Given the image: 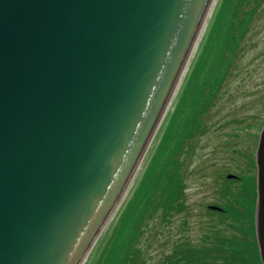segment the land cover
<instances>
[{
    "label": "water",
    "instance_id": "1",
    "mask_svg": "<svg viewBox=\"0 0 264 264\" xmlns=\"http://www.w3.org/2000/svg\"><path fill=\"white\" fill-rule=\"evenodd\" d=\"M212 2L0 0V264L86 263ZM256 152L264 264V126Z\"/></svg>",
    "mask_w": 264,
    "mask_h": 264
},
{
    "label": "rangeland",
    "instance_id": "2",
    "mask_svg": "<svg viewBox=\"0 0 264 264\" xmlns=\"http://www.w3.org/2000/svg\"><path fill=\"white\" fill-rule=\"evenodd\" d=\"M205 28L152 146L85 264H126L136 246L140 263L158 264L174 240L199 242L207 229L226 225L227 217L205 207L214 200H227L230 233L242 230L219 174L246 173L256 158L264 125V0H216ZM173 183L186 185V210L170 220L161 210L149 216Z\"/></svg>",
    "mask_w": 264,
    "mask_h": 264
},
{
    "label": "trees",
    "instance_id": "3",
    "mask_svg": "<svg viewBox=\"0 0 264 264\" xmlns=\"http://www.w3.org/2000/svg\"><path fill=\"white\" fill-rule=\"evenodd\" d=\"M171 186L169 188L170 192L168 191L169 193L167 192L168 194L165 197H157L156 204L153 205L149 216H153L154 213L161 210L163 219L168 218L170 220L169 217L172 212L178 213L181 210H186L185 197L182 196L186 185L184 183L180 184L178 189L175 188V183ZM172 193H176V195L173 197ZM226 208V211L222 212L210 211L211 215H216L220 219L232 217L233 213L228 209L229 207ZM227 218L221 221L226 224L225 226L221 224L222 227H220L217 224L207 229L199 242L191 241L184 235L174 240L170 251L163 252L158 264H262L258 244L255 239L252 240L246 221L241 220V231H238L235 226V232L230 233L233 225L229 227ZM246 228L247 235L244 233ZM143 256V249L136 246L126 264H142L140 262H142Z\"/></svg>",
    "mask_w": 264,
    "mask_h": 264
},
{
    "label": "flooded vegetation",
    "instance_id": "4",
    "mask_svg": "<svg viewBox=\"0 0 264 264\" xmlns=\"http://www.w3.org/2000/svg\"><path fill=\"white\" fill-rule=\"evenodd\" d=\"M236 151V150H235ZM247 155V153H246ZM245 155V156H246ZM249 165L246 167V173H233L236 177L228 176L231 172H224L221 171L219 176H221V188L222 192L221 195L225 199L233 200L235 199L236 202V210L239 211L237 215V221L241 223V220H245L247 223V228L249 232H251L252 240L255 239L257 243V232H256V215H257V205H258V167L256 163V158H250ZM254 170V171H253ZM225 174L228 177V181L226 182L227 178L225 179ZM187 189L184 188L182 196L185 194ZM185 197V196H184ZM186 199V198H185ZM227 200L224 204L214 200L205 204L209 211H226V204ZM187 205V203H186ZM214 206H218L219 208H215ZM214 207V208H213ZM229 207V206H228ZM229 209V208H228ZM258 244V243H257ZM259 248V244H258Z\"/></svg>",
    "mask_w": 264,
    "mask_h": 264
},
{
    "label": "bare ground",
    "instance_id": "5",
    "mask_svg": "<svg viewBox=\"0 0 264 264\" xmlns=\"http://www.w3.org/2000/svg\"><path fill=\"white\" fill-rule=\"evenodd\" d=\"M213 3H214V0H213V2L210 4L211 6H210V9H209L208 13L211 11V9H212V7H213V5H212ZM198 36H199V35H198ZM197 38H198V37H197ZM185 66H186V65H185ZM185 69H186V67H184L183 71L181 72L178 83H179L180 80L182 79V77H183V72H185ZM178 83H177V84H178ZM177 84H176V85H177ZM163 117H164V116H162V118H163ZM162 118H161V120H162ZM164 119H165V118H164ZM164 119H163V120H164ZM161 120H160V122H161ZM161 123H162V122H161ZM258 143H259V140H258V142H257V146H258ZM256 151H257V148H256ZM256 158H257V154H256ZM136 171H137V170H136ZM126 193H127V192H124V194L122 195V197L118 200L117 204H118V203H119V204L116 206V208L120 205V203H121V201H122V199L124 198V196H125ZM121 205H122V204H121ZM121 205H120V206H121ZM116 208H115V209H116ZM256 237H257V235H256ZM257 243H258V241H257ZM258 244H259V243H258ZM258 250H259V248H258ZM260 259H261V255H260ZM261 263H262V262H261Z\"/></svg>",
    "mask_w": 264,
    "mask_h": 264
}]
</instances>
